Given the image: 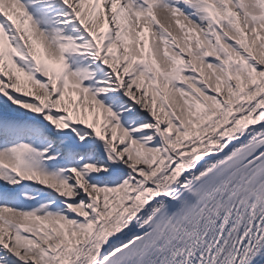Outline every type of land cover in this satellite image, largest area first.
<instances>
[{"label":"snow or ice","instance_id":"6c2138e0","mask_svg":"<svg viewBox=\"0 0 264 264\" xmlns=\"http://www.w3.org/2000/svg\"><path fill=\"white\" fill-rule=\"evenodd\" d=\"M0 264H264V0H0Z\"/></svg>","mask_w":264,"mask_h":264}]
</instances>
